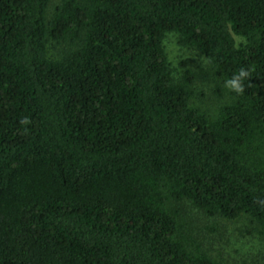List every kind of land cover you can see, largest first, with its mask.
<instances>
[{
	"label": "trees",
	"instance_id": "obj_1",
	"mask_svg": "<svg viewBox=\"0 0 264 264\" xmlns=\"http://www.w3.org/2000/svg\"><path fill=\"white\" fill-rule=\"evenodd\" d=\"M50 2L0 0V264H219L183 204L264 244V0Z\"/></svg>",
	"mask_w": 264,
	"mask_h": 264
},
{
	"label": "rangeland",
	"instance_id": "obj_2",
	"mask_svg": "<svg viewBox=\"0 0 264 264\" xmlns=\"http://www.w3.org/2000/svg\"><path fill=\"white\" fill-rule=\"evenodd\" d=\"M59 2L60 0H51L49 10ZM164 48L175 75L181 72V63L196 71L207 65L199 52L179 46L177 35H168ZM213 87L212 84L196 87L200 94L196 104L208 113L214 112L221 102V99L212 94ZM179 214L191 244L213 261L219 264H264V244L257 233L256 225L247 217L235 220L209 217L188 204L180 207Z\"/></svg>",
	"mask_w": 264,
	"mask_h": 264
},
{
	"label": "clouds",
	"instance_id": "obj_3",
	"mask_svg": "<svg viewBox=\"0 0 264 264\" xmlns=\"http://www.w3.org/2000/svg\"><path fill=\"white\" fill-rule=\"evenodd\" d=\"M248 76L249 72L241 68L237 73L233 74L230 79L224 82V86L239 95L244 91V82ZM26 122L27 121H25V123Z\"/></svg>",
	"mask_w": 264,
	"mask_h": 264
}]
</instances>
